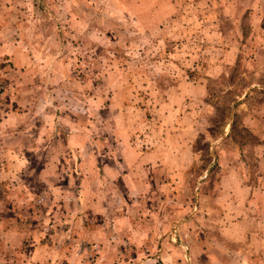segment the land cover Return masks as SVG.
I'll return each mask as SVG.
<instances>
[{
	"label": "rangeland",
	"instance_id": "obj_1",
	"mask_svg": "<svg viewBox=\"0 0 264 264\" xmlns=\"http://www.w3.org/2000/svg\"><path fill=\"white\" fill-rule=\"evenodd\" d=\"M0 264H264V0H0Z\"/></svg>",
	"mask_w": 264,
	"mask_h": 264
},
{
	"label": "crops",
	"instance_id": "obj_2",
	"mask_svg": "<svg viewBox=\"0 0 264 264\" xmlns=\"http://www.w3.org/2000/svg\"><path fill=\"white\" fill-rule=\"evenodd\" d=\"M237 224H239V222H238V223H236L235 225H237Z\"/></svg>",
	"mask_w": 264,
	"mask_h": 264
}]
</instances>
